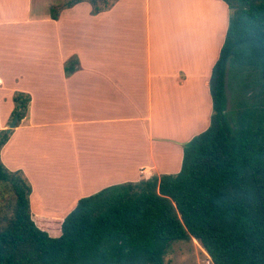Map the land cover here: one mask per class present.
Instances as JSON below:
<instances>
[{
    "label": "crops",
    "instance_id": "crops-1",
    "mask_svg": "<svg viewBox=\"0 0 264 264\" xmlns=\"http://www.w3.org/2000/svg\"><path fill=\"white\" fill-rule=\"evenodd\" d=\"M67 1L55 19L50 7L17 17L0 9V129L14 92L30 96L0 158L31 185L41 227L106 186L180 170L183 144L209 125L208 82L227 27L222 0H110L95 14L88 0ZM208 4L211 29L222 31L211 57L195 39L213 20Z\"/></svg>",
    "mask_w": 264,
    "mask_h": 264
},
{
    "label": "trees",
    "instance_id": "trees-1",
    "mask_svg": "<svg viewBox=\"0 0 264 264\" xmlns=\"http://www.w3.org/2000/svg\"><path fill=\"white\" fill-rule=\"evenodd\" d=\"M88 1L92 14L110 5ZM222 1L228 18L208 82L209 125L183 144L180 170L106 186L41 227L31 185L0 158V264H167L171 243L191 238L213 264H264V0ZM61 8L51 6V18ZM75 63H65L67 74ZM228 70L254 73L258 99L229 110ZM12 101L7 123L17 115V126L30 96L16 91ZM10 134L0 129V150Z\"/></svg>",
    "mask_w": 264,
    "mask_h": 264
},
{
    "label": "rangeland",
    "instance_id": "rangeland-1",
    "mask_svg": "<svg viewBox=\"0 0 264 264\" xmlns=\"http://www.w3.org/2000/svg\"><path fill=\"white\" fill-rule=\"evenodd\" d=\"M67 0H0V9L3 11V15H8L11 17H17L23 14V10L28 8L33 13L41 14L42 12H48L49 7L53 6L57 11L62 3ZM100 6L110 4V0H97ZM60 4H59V3ZM206 9L212 17V21L209 22V14H207L205 21V34H201L195 37L196 40L205 41V55L209 54L210 57L215 52V45L219 41V36L221 35L220 24L219 30L213 31L211 29L212 23L217 21L218 18L215 17L216 8L214 10L211 4ZM206 8V7H205ZM51 11V10H50ZM213 15V16H212ZM196 18V17H195ZM218 22V21H217ZM214 35H216L214 37ZM246 77L234 74L233 71L228 70L226 74V86L229 91V110L234 111L236 109V102L238 101H254L258 99V85L255 83L256 77L254 73L245 74ZM260 99V98H259ZM262 101L264 102V98ZM66 213H60L64 215ZM45 214H43L44 216ZM194 245H198L195 242L186 241H174L168 248L166 259L168 264H209L207 256L199 249V252H195Z\"/></svg>",
    "mask_w": 264,
    "mask_h": 264
},
{
    "label": "water",
    "instance_id": "water-1",
    "mask_svg": "<svg viewBox=\"0 0 264 264\" xmlns=\"http://www.w3.org/2000/svg\"><path fill=\"white\" fill-rule=\"evenodd\" d=\"M17 119H18V116L15 115L14 118L10 121V123L8 124V126L6 128L7 132H10V130L16 126Z\"/></svg>",
    "mask_w": 264,
    "mask_h": 264
}]
</instances>
